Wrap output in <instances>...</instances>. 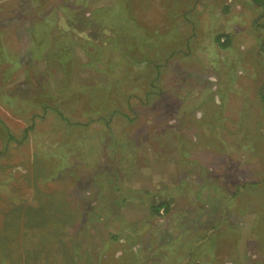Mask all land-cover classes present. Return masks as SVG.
Listing matches in <instances>:
<instances>
[{"label": "rangeland", "instance_id": "rangeland-1", "mask_svg": "<svg viewBox=\"0 0 264 264\" xmlns=\"http://www.w3.org/2000/svg\"><path fill=\"white\" fill-rule=\"evenodd\" d=\"M0 264H264V6L0 0Z\"/></svg>", "mask_w": 264, "mask_h": 264}, {"label": "trees", "instance_id": "trees-1", "mask_svg": "<svg viewBox=\"0 0 264 264\" xmlns=\"http://www.w3.org/2000/svg\"><path fill=\"white\" fill-rule=\"evenodd\" d=\"M255 3H257V4H260V5H262V6H264V1H262V0H253ZM10 238H8V240H9Z\"/></svg>", "mask_w": 264, "mask_h": 264}]
</instances>
